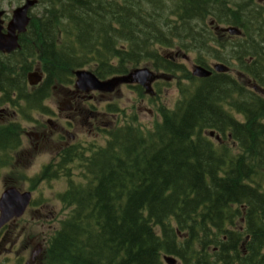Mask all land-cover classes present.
I'll use <instances>...</instances> for the list:
<instances>
[{"label": "trees", "instance_id": "1", "mask_svg": "<svg viewBox=\"0 0 264 264\" xmlns=\"http://www.w3.org/2000/svg\"><path fill=\"white\" fill-rule=\"evenodd\" d=\"M241 1L39 0L25 35L37 41L24 54L44 85L78 68L107 78L148 64L176 75L179 93L152 130L121 127L84 158L81 182L60 195L68 213L43 264H264V96L231 73L196 78L162 53L225 62L264 88V21ZM208 19L241 26L244 40ZM9 75L4 84L22 80Z\"/></svg>", "mask_w": 264, "mask_h": 264}, {"label": "flooded vegetation", "instance_id": "2", "mask_svg": "<svg viewBox=\"0 0 264 264\" xmlns=\"http://www.w3.org/2000/svg\"><path fill=\"white\" fill-rule=\"evenodd\" d=\"M254 2L250 17L262 22L264 0ZM23 3L25 0H0V37L8 39L12 45V37L17 36L16 47L8 45V48H0V174L5 170H14L19 164L23 165L21 169L30 167L31 159L44 157L32 173L42 178H38L37 183H31L30 178L22 180L32 189L30 203L23 215L30 211L33 220L42 218L47 221L53 212L47 201L34 200L37 188L42 182L51 184L54 181H62L66 187L67 173H81L84 167L83 155L87 145L82 143V128L87 126L95 130V135L101 136L97 132L108 131L113 123L112 120L104 121L105 113L100 119L98 116L105 93L79 89L74 84V78L73 84L44 85L45 75L39 63H33L35 60L24 54L26 50H34L37 40L25 37L26 33L34 35V28L23 33L13 32L9 28L14 10ZM260 11L263 12L259 14ZM30 14L31 10L28 11ZM238 36V39L244 40L243 34ZM23 62L27 65H22ZM6 72H10V78L21 76V84L17 81L4 84ZM239 75L243 77V74ZM155 81L152 82L153 87ZM121 85L136 86L122 83L119 87ZM5 131L9 135L4 137ZM3 185L4 190L8 187L19 189L10 182L5 181ZM18 220L13 218L0 227V258H18V251L22 247L19 245L21 236L13 231ZM44 242L42 239L36 242V246L41 249Z\"/></svg>", "mask_w": 264, "mask_h": 264}, {"label": "rangeland", "instance_id": "3", "mask_svg": "<svg viewBox=\"0 0 264 264\" xmlns=\"http://www.w3.org/2000/svg\"><path fill=\"white\" fill-rule=\"evenodd\" d=\"M171 50H162L163 55L169 54ZM186 54V53H185ZM181 53L180 55L174 56L173 60L181 65L186 66V68L191 71L192 66L195 63L196 54L187 53L185 55ZM208 66H211L213 63L212 59H207ZM150 66L148 64H142L141 67ZM234 67H231L230 73L237 77ZM177 77L162 76L157 80V89H160L158 105H155V101H151L150 98L140 96L139 89L135 86H122L118 87L117 92L105 93L102 98V104L100 108L99 119L101 118L102 113L104 121L112 120L111 122L116 125L118 123H129L133 122L134 125L141 126L143 131L151 130L154 128L155 122L160 120V113L158 111V106L162 104L166 107H173L176 100L178 99V88L176 85ZM241 81H246V78H241ZM114 89V88H113ZM108 106H113L112 111L108 110ZM103 111V112H102ZM107 113V115H106ZM112 127H110L111 129ZM81 139L83 145L89 147L90 143H95L97 145H103L105 139V133L103 137L95 135V130L89 129L87 126L82 128ZM213 140L215 143H219L214 137ZM44 159V157L31 159L30 167L21 169L22 164L16 165L14 170H5L0 174V194L4 190L3 182L13 183L15 186L19 187L20 190L28 189V186L21 180L26 177H31L34 174L33 171L37 169L36 165ZM20 170V171H19ZM65 185L62 181H54L49 184V182L41 183L36 191V199L41 201H47L48 207L52 210V215L48 220L44 221L42 218L39 220H33L28 211L24 217L20 218L17 223L14 225L13 231L15 234L21 236L20 238V249L18 251L19 256H24L23 262L30 260V250H35L36 242L45 240L47 242L48 238L52 236L55 230L59 226V219H63L68 212V209H64L62 206V213L60 211L61 203L55 200V196L64 189ZM44 197V199H43ZM25 248V249H23ZM26 249H30L26 251ZM38 254V253H37ZM40 255V253H39ZM37 255V256H39ZM11 257L0 258V264H11L9 262ZM31 261V260H30ZM33 264H42V261L39 259ZM177 264V262L175 263Z\"/></svg>", "mask_w": 264, "mask_h": 264}, {"label": "water", "instance_id": "4", "mask_svg": "<svg viewBox=\"0 0 264 264\" xmlns=\"http://www.w3.org/2000/svg\"><path fill=\"white\" fill-rule=\"evenodd\" d=\"M36 1L35 0H27L26 4L22 7H19L14 12V18L9 26V28L14 32L18 30L19 32L25 31V28L29 22V18L27 16V10L30 6H32ZM226 31L230 32L231 34H237L238 30L234 27H230L225 29ZM14 40V39H13ZM9 46L14 47V42L12 45L9 44L7 41L4 42L3 38L0 37V47L1 48H8ZM213 69L217 72H224L226 71L227 67L222 63H216L213 66ZM76 76L78 80L76 81V85L80 88L85 90L97 89V90H112L114 85L119 81H127V78L119 79L114 78L109 81L100 82L96 79L94 75L90 72H86L83 70L77 71ZM192 74L198 77H207L211 74V71L202 67V66H195L192 70ZM129 79L132 82H137L143 85L147 91H151L149 84L152 81L151 72L147 68H141L134 70L130 75ZM30 194L23 193L20 194L14 189H8L3 194L2 198L0 199V209L2 210L0 224L13 215L20 216L29 200ZM167 264H174V259L171 257L164 258Z\"/></svg>", "mask_w": 264, "mask_h": 264}, {"label": "bare ground", "instance_id": "5", "mask_svg": "<svg viewBox=\"0 0 264 264\" xmlns=\"http://www.w3.org/2000/svg\"><path fill=\"white\" fill-rule=\"evenodd\" d=\"M217 144V143H216Z\"/></svg>", "mask_w": 264, "mask_h": 264}]
</instances>
